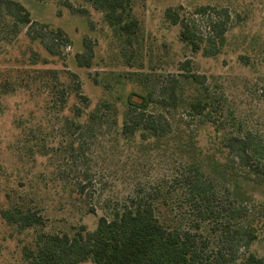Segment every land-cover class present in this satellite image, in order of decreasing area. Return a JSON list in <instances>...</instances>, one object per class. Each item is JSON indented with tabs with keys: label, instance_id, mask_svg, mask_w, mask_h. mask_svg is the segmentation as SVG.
<instances>
[{
	"label": "trees",
	"instance_id": "obj_1",
	"mask_svg": "<svg viewBox=\"0 0 264 264\" xmlns=\"http://www.w3.org/2000/svg\"><path fill=\"white\" fill-rule=\"evenodd\" d=\"M83 1L102 14L119 39L125 68L135 70L128 76L140 74L136 70L144 66V40L134 1ZM67 7L86 16L84 9ZM163 17L178 28V40L190 52L208 58L219 54L230 26L228 10L209 5L191 12L181 5L167 7ZM21 36L41 45L50 56H59L71 43L61 28L33 20L19 1L0 0V49ZM81 45V52L74 56L76 66L88 69L94 59L92 42L83 39ZM39 62L46 60L31 52L29 64ZM190 67V61L181 62L177 75L156 90L127 92L121 111L115 100H102L91 109L76 74L66 72L62 81L55 70H33L42 82L38 91L47 96L52 109L57 105V111H62L71 96L77 98L71 117L64 119L67 135L75 139L63 149L68 157L78 154L80 163L66 177L67 184L74 186L72 193L89 195L87 190L96 182L86 156L98 139L108 141L109 149L128 148L131 155L143 153L147 158L155 151L172 150L173 167L168 179L143 183L135 178L136 187L126 200L98 216L92 230L78 226L71 234L36 231L21 250L25 264H264V256L251 251L256 241L264 239V201H256L247 191L249 184H264V137L240 124L235 130L230 125L235 123L233 114L224 112V104L209 91L205 75ZM93 83L101 85L96 77ZM0 89L14 91L9 82L0 83ZM200 130L207 132V146L200 143ZM127 160L133 169L142 167L136 157ZM173 203L189 212H178L177 224L160 217L164 207L172 212ZM8 206L0 217L17 233L43 228L33 208L17 201ZM94 210L88 207L85 212L94 214Z\"/></svg>",
	"mask_w": 264,
	"mask_h": 264
},
{
	"label": "rangeland",
	"instance_id": "obj_2",
	"mask_svg": "<svg viewBox=\"0 0 264 264\" xmlns=\"http://www.w3.org/2000/svg\"><path fill=\"white\" fill-rule=\"evenodd\" d=\"M16 1L22 3L33 20L61 28L71 43L59 56L48 55L41 45L30 43L25 36L0 49V83L9 82L14 88L11 93L0 89V211L13 201L23 202L43 220L42 229L19 234L0 217V264H25L21 250L32 242L36 231L71 234L78 226L92 230L98 216L126 200L136 187L135 178L143 183L157 182L172 173V150L165 154L155 151L147 158L143 153L131 155L128 148L109 149L108 141L98 139L99 143L86 156L96 182L87 190L89 195L72 193L74 186L67 184L66 177L80 163L78 154L73 158L72 152L68 157L63 149L75 139L67 135L64 119L71 117L70 108L77 98L71 96L62 111H57V105L52 109L47 96L38 91L42 82L33 70H55L62 81L66 72L76 74L91 109L102 100H115L121 111L127 92L156 90L159 84L176 76L179 64L188 60L194 73L205 75L209 91L224 104V112L233 114L235 123L230 125L236 130L240 124L264 137V0H133V11L142 27L144 66L136 70L140 74L132 77L127 73L135 70L125 68L119 39L105 25L102 14L85 1ZM178 5L189 12L200 5L228 10L230 26L217 56L192 53L178 40V28L170 26L163 17L165 8ZM67 6L77 11L84 9L86 16ZM83 39L92 42L94 51L88 69L77 67L74 59L82 50ZM31 52L46 62L30 65ZM94 77L101 85L93 83ZM205 137L207 132L200 130L202 146L206 145ZM131 156L142 164L140 169H133L128 162ZM247 191L256 201H264V184H249ZM88 207L95 209L94 214L85 212ZM168 209L164 207L160 217L177 224L181 216L178 212H184V208L173 203L172 212ZM187 213L186 210L184 214ZM251 251L264 256V239L256 241Z\"/></svg>",
	"mask_w": 264,
	"mask_h": 264
}]
</instances>
